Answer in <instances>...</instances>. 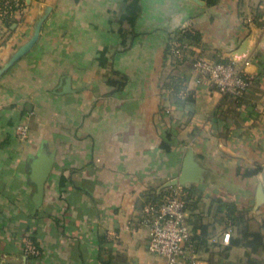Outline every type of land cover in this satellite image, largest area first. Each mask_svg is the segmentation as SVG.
Returning <instances> with one entry per match:
<instances>
[{
  "label": "crops",
  "instance_id": "1",
  "mask_svg": "<svg viewBox=\"0 0 264 264\" xmlns=\"http://www.w3.org/2000/svg\"><path fill=\"white\" fill-rule=\"evenodd\" d=\"M178 28L200 39L166 53ZM195 57L234 62L249 88L237 99L196 81ZM186 156L198 264H264L218 220L232 203L264 235V0H0V264H167L142 218ZM26 235L38 256L25 257Z\"/></svg>",
  "mask_w": 264,
  "mask_h": 264
},
{
  "label": "built area",
  "instance_id": "2",
  "mask_svg": "<svg viewBox=\"0 0 264 264\" xmlns=\"http://www.w3.org/2000/svg\"><path fill=\"white\" fill-rule=\"evenodd\" d=\"M12 7L21 5L22 0H4ZM196 81L213 85L223 94L241 96L250 86L246 72L232 61L195 57L192 61ZM29 126L21 121L15 124L17 138L24 139ZM187 190L181 184L169 187L161 199L144 208L143 222L148 226L147 249L165 258L167 264H198L197 239L192 233L186 214ZM230 228L221 234V242L227 244ZM23 253L26 258L38 256L39 249L29 235L23 238Z\"/></svg>",
  "mask_w": 264,
  "mask_h": 264
},
{
  "label": "trees",
  "instance_id": "3",
  "mask_svg": "<svg viewBox=\"0 0 264 264\" xmlns=\"http://www.w3.org/2000/svg\"><path fill=\"white\" fill-rule=\"evenodd\" d=\"M207 5L215 4L218 0H204ZM135 13V10L138 6L133 5L131 7ZM200 39L199 32L191 31L187 28H178L173 32V35L170 38V41L166 45V53H171L172 43H177L178 47L197 43ZM214 60L229 61L226 59L216 58ZM193 61V60H192ZM250 82L251 77L247 74ZM237 98V97H236ZM238 99V98H237ZM260 169V166L254 168H248L245 170V173H254ZM187 190V189H186ZM188 193V192H187ZM187 193L185 196V201L187 199ZM219 206L225 207L227 218L230 219V223L236 226L238 236L232 239L233 244H240L246 248V254L251 252H257L264 250V235L261 233L260 229H253L249 224V218L245 216V212L240 209H236L234 204L227 202H219ZM33 240L32 236H30ZM197 239V238H196ZM34 241V240H33ZM248 264H256V261L249 258L247 259Z\"/></svg>",
  "mask_w": 264,
  "mask_h": 264
},
{
  "label": "water",
  "instance_id": "4",
  "mask_svg": "<svg viewBox=\"0 0 264 264\" xmlns=\"http://www.w3.org/2000/svg\"><path fill=\"white\" fill-rule=\"evenodd\" d=\"M37 34H38V30L35 29L31 38L14 53V55L11 58L12 61L15 58H17L18 56L25 53L30 48V46L33 44L34 40L36 39ZM51 163H52V158H49L47 160H43L41 162H38L35 165L34 177H35V181L37 184V191L35 194L36 203H39V201L41 199L42 191H43V183H44V181L47 177V174L50 170ZM194 168H195V166H194L191 158L189 156H186V158L184 159V164H183V168H182V172L180 174V177L177 180L173 181L172 184H180L186 176L193 174Z\"/></svg>",
  "mask_w": 264,
  "mask_h": 264
},
{
  "label": "rangeland",
  "instance_id": "5",
  "mask_svg": "<svg viewBox=\"0 0 264 264\" xmlns=\"http://www.w3.org/2000/svg\"><path fill=\"white\" fill-rule=\"evenodd\" d=\"M218 220L220 221V223H222V224H224V223H226V222H230V219L229 218H225V217H223V215H222V217H218ZM251 227L253 228V227H256L253 223H251Z\"/></svg>",
  "mask_w": 264,
  "mask_h": 264
}]
</instances>
